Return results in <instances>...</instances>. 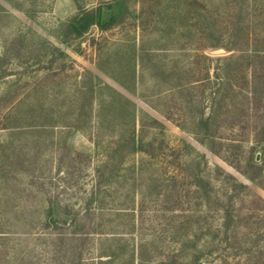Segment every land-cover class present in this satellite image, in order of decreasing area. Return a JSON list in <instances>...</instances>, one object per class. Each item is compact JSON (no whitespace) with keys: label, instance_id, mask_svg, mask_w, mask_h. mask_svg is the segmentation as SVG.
Masks as SVG:
<instances>
[{"label":"rangeland","instance_id":"obj_1","mask_svg":"<svg viewBox=\"0 0 264 264\" xmlns=\"http://www.w3.org/2000/svg\"><path fill=\"white\" fill-rule=\"evenodd\" d=\"M91 10L108 28L76 36L70 23ZM113 93L135 108L146 149L174 154L125 159L112 188L117 209L135 211L129 244L149 248L148 264H250L245 235L264 215V0H0V264H95L88 250L110 244L93 236L79 262L78 243L67 254L46 225L49 201L78 191L69 181L89 189L78 154L94 153L99 105V117L119 112Z\"/></svg>","mask_w":264,"mask_h":264},{"label":"trees","instance_id":"obj_2","mask_svg":"<svg viewBox=\"0 0 264 264\" xmlns=\"http://www.w3.org/2000/svg\"><path fill=\"white\" fill-rule=\"evenodd\" d=\"M112 21H114V18ZM92 25H98L101 29L106 30L109 24L103 21L99 11L91 10L84 13V15L80 17L78 23L71 22L69 26L76 36H81L83 32L82 27L84 26L87 29ZM50 47L52 46L50 45ZM61 54L62 56L65 55L64 53ZM54 55L55 52H53L52 56H49L48 52L45 53L46 58H53ZM123 86L129 89L126 85L123 84ZM220 92L221 90L215 92V104H218L217 102L224 96ZM251 93L253 94L254 92L252 91ZM113 96L114 98L112 100H108L105 103H109L111 106L117 104L119 112L112 117H99L104 114L108 108L107 104L103 103L99 105L100 114L97 116V119H93L90 122L94 129H97V132L91 133V135L88 136L89 141L94 145V153L78 154L81 156L80 158H86V165H81L79 170L83 173V177H86L84 179H86L89 189H83V187L79 186L78 182L73 183L69 181V186H72L69 187V189L74 191L77 187L78 191L71 194V199L63 201L61 199L62 196L68 194L67 191H63V188L59 191L56 200L49 201L50 207L47 211L48 225L46 226H49L53 231L51 234L54 239L51 240L53 241L52 245L65 247L67 254L75 252V247L71 246L70 242L78 243L76 247L81 248L80 252H77L79 255V262L84 260V253L86 250L85 244L91 241L92 237L96 235L106 237V239H102V241H110V244L107 247L103 246L98 256L94 255L93 250H88L87 254L91 256L90 259H88L90 262H96L95 264H114L123 257L127 260L123 261L122 264H148L146 263L147 257H145V254H148L149 248L142 243L129 244V239L126 238V235H133L129 231L133 230L137 224L135 220V211L125 214L126 210L117 209L120 203V195L113 190L112 186L116 184L115 181L117 179L121 178V169L128 156L138 153L149 154V156H153L154 159L160 160L159 158H161L160 162L163 163L174 154L167 156L161 148L155 149L154 153H150V151L146 149V146L149 145L153 148L155 145L152 144V142L144 143V140L139 137L138 123L140 121L132 103L120 94L117 95L113 93ZM54 106V101L53 103L49 102L48 104H42L40 110L46 111L52 107L54 108ZM91 107L94 108V104H92ZM81 108L83 109L84 107L82 106ZM117 118H121V120ZM212 119V116L203 118L200 123L208 126ZM111 126H113V128L117 126L120 127V130L117 131L119 138L116 142L113 140V136L107 135V130L110 129ZM115 132L116 131L113 130V133ZM107 138L110 139L105 140ZM107 142L110 143V145L107 144ZM201 142L205 143V141ZM213 150L212 151L215 153L218 151V149ZM157 151L160 155H157ZM140 166L141 168H134L131 171L126 181L133 180L132 177L135 178V176L146 173L148 166L143 162H141ZM154 166L155 164L151 163L149 169ZM156 176L157 175L151 177L149 181H154V178H157ZM200 180L209 185V182L205 181L202 176ZM66 181L68 180H65V183ZM82 193L86 195L83 196L81 195ZM125 198L129 200V195H125ZM74 200L79 201L76 203ZM202 200H204V198H202ZM80 202L83 203V207H80ZM206 206L207 205H205V207ZM199 214V216L204 215L202 212ZM123 216H131L132 219H128L126 223H122L120 220ZM252 218L259 220L258 224L260 226L255 229L256 232L251 231L248 235H245V246H249L248 250L245 251V255L248 257V263L250 264H264V227H262L264 226V215H254ZM224 225L225 224H222L221 227H226V225ZM209 226L210 225L207 227ZM209 232H211V230ZM36 239L38 240L41 238ZM193 256L194 257H191L189 260L182 261L180 264H197V262H199V256ZM262 259L263 262H261ZM171 263L172 262L165 263V261H162L159 264Z\"/></svg>","mask_w":264,"mask_h":264}]
</instances>
